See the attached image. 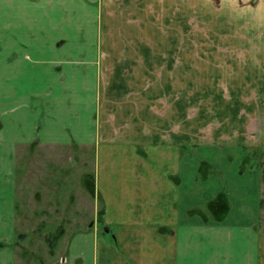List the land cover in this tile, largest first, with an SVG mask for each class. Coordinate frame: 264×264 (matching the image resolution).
<instances>
[{"label":"rangeland","instance_id":"rangeland-1","mask_svg":"<svg viewBox=\"0 0 264 264\" xmlns=\"http://www.w3.org/2000/svg\"><path fill=\"white\" fill-rule=\"evenodd\" d=\"M10 30L44 48L58 34V47L97 45L104 32L109 51L59 54L79 63L67 71L74 84L59 85L64 98L45 100L50 125L65 119L63 143L17 153L18 264H62L72 236H104L94 206L103 207L98 148L108 138L136 157L173 153L189 226L205 241L236 230L254 257L264 232V0H0V45Z\"/></svg>","mask_w":264,"mask_h":264},{"label":"crops","instance_id":"crops-1","mask_svg":"<svg viewBox=\"0 0 264 264\" xmlns=\"http://www.w3.org/2000/svg\"><path fill=\"white\" fill-rule=\"evenodd\" d=\"M77 18L81 21L82 16L65 21L76 22ZM5 33L4 43L9 37L10 45H0V264H18L12 248L16 234L17 153L33 143H63L57 140L60 126H56L65 119L50 125L51 117L56 115L45 114V100L50 102L51 97L66 94L61 84H74L67 71L79 63H59V54L106 55L109 51L104 32L95 35L94 42L100 44L84 47H58L55 43L62 36L58 34L51 40V48L31 47L25 45L21 34L12 30ZM98 59L95 56L91 63L98 67L99 62L93 61ZM49 125L52 130H46ZM73 127L76 123L70 120L67 128L71 131ZM98 149V197L103 207L96 204L94 213H102L103 224L111 233L105 231L101 236L89 228L75 234L68 242L66 255L59 260L62 264H264V232L260 233V248L252 257L251 243L245 236L242 251L243 235L236 230L210 231L211 237L205 241L203 229L189 226L173 153L150 149L148 159L136 157L132 147L109 138Z\"/></svg>","mask_w":264,"mask_h":264},{"label":"trees","instance_id":"trees-1","mask_svg":"<svg viewBox=\"0 0 264 264\" xmlns=\"http://www.w3.org/2000/svg\"><path fill=\"white\" fill-rule=\"evenodd\" d=\"M102 213H100L99 215H101ZM52 246H53V244H52Z\"/></svg>","mask_w":264,"mask_h":264},{"label":"water","instance_id":"water-1","mask_svg":"<svg viewBox=\"0 0 264 264\" xmlns=\"http://www.w3.org/2000/svg\"><path fill=\"white\" fill-rule=\"evenodd\" d=\"M107 232H108V230H107Z\"/></svg>","mask_w":264,"mask_h":264}]
</instances>
